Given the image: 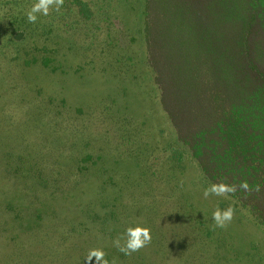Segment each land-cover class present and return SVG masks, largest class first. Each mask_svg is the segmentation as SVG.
I'll return each instance as SVG.
<instances>
[{
	"label": "rangeland",
	"instance_id": "rangeland-1",
	"mask_svg": "<svg viewBox=\"0 0 264 264\" xmlns=\"http://www.w3.org/2000/svg\"><path fill=\"white\" fill-rule=\"evenodd\" d=\"M38 2L0 0V264H88L96 249L108 264H264V228L225 195H204L213 185L162 109L146 0H62L30 23ZM251 2H203L196 14L189 1H149L169 91L220 96L218 65L219 81L233 75V112L264 115V38L247 53L242 41ZM228 208L218 227L213 213ZM137 226L151 242L126 255Z\"/></svg>",
	"mask_w": 264,
	"mask_h": 264
},
{
	"label": "trees",
	"instance_id": "trees-1",
	"mask_svg": "<svg viewBox=\"0 0 264 264\" xmlns=\"http://www.w3.org/2000/svg\"><path fill=\"white\" fill-rule=\"evenodd\" d=\"M149 1L146 0L144 9V33L148 65L154 72V80H156L161 92L162 109L168 116L178 141L188 148L205 179L217 187H234L235 191L225 196L245 210L253 218L256 225L264 228V141L260 142V139L264 138V121L259 122L260 117L264 120V115L262 113L258 115L248 110L245 112L246 109L240 107L239 110L233 112V105L229 101V93L231 92L226 88L233 83V75L229 78L227 76L230 75L228 70L225 78L219 81L217 79L218 65L216 66V64L209 77H216V81L219 83L217 86L223 88L220 96L217 97L214 90L206 92L194 85H189L188 89H182L178 86L176 90H172L173 92L169 91L170 77L169 74L165 73L167 66L162 60L160 48H157V44L155 46L153 44L154 38L151 32L155 30L151 20ZM174 1L177 6L181 2L185 5L189 1L190 8L196 9L192 12L197 14L203 2L206 10H209L211 6L214 7L215 1L225 12L229 9L231 0ZM251 8L253 14L251 13L247 20L249 24L251 20L255 25H247V32L242 39L246 53L251 36L264 38V0H252ZM206 22L207 25L204 30L207 37H212L214 30L209 26L208 19ZM159 36L160 34L155 32V38ZM211 42L212 38L211 40L207 38V43ZM155 57L160 62L163 61L162 64L157 62ZM230 60L233 59L223 58L224 62H221L222 71L227 69ZM253 67V69H257L255 64ZM211 84L213 85L212 82ZM224 113L230 114L228 119L222 116L216 118V115H224ZM234 119L241 128H245V131H247L246 126L250 125L253 135L251 136L248 131L243 134L241 129H239L240 133L238 130L235 132L233 130ZM242 185H247V187H242Z\"/></svg>",
	"mask_w": 264,
	"mask_h": 264
},
{
	"label": "clouds",
	"instance_id": "clouds-1",
	"mask_svg": "<svg viewBox=\"0 0 264 264\" xmlns=\"http://www.w3.org/2000/svg\"><path fill=\"white\" fill-rule=\"evenodd\" d=\"M62 0H39L35 3L30 11L27 12V19L30 23H35L38 19V15L47 16L49 14L50 7L55 3L57 10L60 6ZM242 187H247V185H242ZM234 187H225L213 185L210 189H206L204 192L205 196L209 194H215L217 196L226 195L230 192H234ZM233 218V209L228 208L226 210H217L213 213V220L216 222L218 227H224L227 222H230ZM127 241L124 247L120 248V251L124 252L126 255L132 252H136L143 248L145 245L151 242L150 230L146 227H129L126 230ZM104 252L102 250H91L89 252L86 261L91 264L93 257L95 261L100 262V264H108V261L104 259Z\"/></svg>",
	"mask_w": 264,
	"mask_h": 264
}]
</instances>
